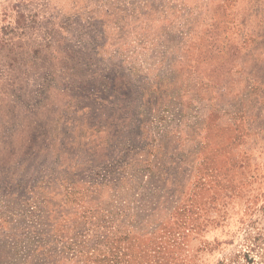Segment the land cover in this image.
Wrapping results in <instances>:
<instances>
[{
  "label": "rangeland",
  "instance_id": "374dc122",
  "mask_svg": "<svg viewBox=\"0 0 264 264\" xmlns=\"http://www.w3.org/2000/svg\"><path fill=\"white\" fill-rule=\"evenodd\" d=\"M0 264H264V0H0Z\"/></svg>",
  "mask_w": 264,
  "mask_h": 264
}]
</instances>
